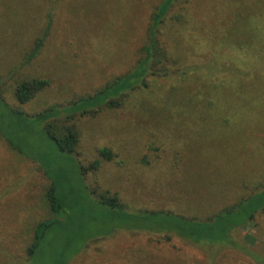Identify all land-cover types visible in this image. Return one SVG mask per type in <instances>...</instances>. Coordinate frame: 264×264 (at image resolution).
I'll return each instance as SVG.
<instances>
[{"label": "rangeland", "instance_id": "1", "mask_svg": "<svg viewBox=\"0 0 264 264\" xmlns=\"http://www.w3.org/2000/svg\"><path fill=\"white\" fill-rule=\"evenodd\" d=\"M161 2L0 0V101L25 116L62 111L48 124L78 136L75 154H62L42 137L45 124L17 128L0 112V264H28L36 227L56 219L41 161L64 170L67 185L81 196L86 186L98 197L116 195L131 214L200 221L264 183V0L177 1L160 27L162 51L145 78L110 100L118 106H82L138 68ZM50 20L42 50L28 62ZM31 80L49 86L21 106L15 90ZM104 150L113 160L102 158ZM96 161L99 168L90 170ZM79 165L88 170L85 179ZM79 204L87 208L83 199ZM64 240L51 236L36 264H54ZM232 241L241 249L120 231L92 241L70 264H264V214ZM217 250L210 262L208 254Z\"/></svg>", "mask_w": 264, "mask_h": 264}, {"label": "trees", "instance_id": "2", "mask_svg": "<svg viewBox=\"0 0 264 264\" xmlns=\"http://www.w3.org/2000/svg\"><path fill=\"white\" fill-rule=\"evenodd\" d=\"M177 1L179 2V0H162L157 8L148 32L149 46L144 49L145 57L139 63L138 68L132 74L118 79L112 86L90 96L88 99L82 100L83 107L94 108L96 104L100 107L104 105L118 106V104L110 100L119 97L127 90H132L145 78L148 72V64L153 60H157L160 56L159 53L162 51L158 40L160 27L167 20ZM50 18L52 17L50 16ZM185 23H187V19ZM185 23H180L179 26H184ZM51 25L50 20L44 37L37 43L29 56L28 62L33 60L42 50ZM262 39V42L259 43L261 48L264 47V37ZM48 86L49 83L45 80H31L20 83L15 90L17 102L21 106L31 103ZM77 104L78 102L76 101L72 103L74 109L76 107L80 109ZM0 112L7 113V115H2V117L8 116L9 120L16 124L17 128L21 123L25 125L35 124V126L37 124H45L44 128H42V137L53 143L59 153L69 156L75 154L78 136L74 130L68 128L63 134H60L55 132V128L51 124H48V121L64 114L62 111L49 109L33 116L26 115V117L23 112L11 108L7 104L4 105L0 101ZM82 113L86 114L88 110L86 109ZM73 114L76 113L68 114V117H73ZM6 141L13 150H16V146L12 141L9 139H6ZM101 156L107 161L113 160L112 154L108 150H104ZM43 161L45 162V160ZM47 163L45 162L44 166L41 161L40 166L46 178L51 182L46 193V200L56 219L43 222L36 227L33 243L26 253L28 264H36L43 258L47 245H49V240L54 235H63L65 238L54 264H70L77 256L85 252L92 241L108 240L120 231L130 233L144 232L163 237L167 242L177 238L186 245L195 247L212 245L219 248L222 247L221 249L230 246L241 249L240 246L232 241L233 233L252 222H256L257 217L264 214V183L258 186L252 194L243 196L237 204L207 221L190 220L164 212H138L131 214L121 204L116 195L102 194L98 197L90 188L84 186L83 196H81L73 190L72 186L67 185L64 170L61 168L53 170L49 161ZM99 166L100 162L96 161L90 167V170H97ZM79 170L80 176L85 179L88 170L80 165ZM89 198L90 200H88ZM81 199H83V206H87L85 210L80 208ZM90 213L92 215H89ZM63 215L66 216L62 220ZM86 215L87 219H85ZM91 225L97 226L98 231L91 233V229H89ZM219 250L208 254L210 262H213L216 256L220 254ZM72 251L74 254L70 258L66 257V254Z\"/></svg>", "mask_w": 264, "mask_h": 264}]
</instances>
